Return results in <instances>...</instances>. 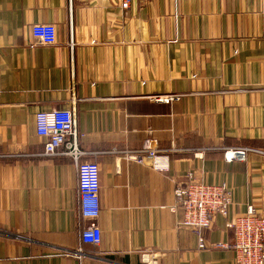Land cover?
Masks as SVG:
<instances>
[{"label":"crops","instance_id":"1","mask_svg":"<svg viewBox=\"0 0 264 264\" xmlns=\"http://www.w3.org/2000/svg\"><path fill=\"white\" fill-rule=\"evenodd\" d=\"M39 23L53 43H33ZM81 26L93 42L70 46ZM61 108L98 165L97 245L80 242L72 157L36 133ZM145 142L171 150L166 171L128 158ZM241 146L264 152V0H0V264H236L171 207L188 172L226 184L228 214L201 233L232 243L235 217L264 214V153L223 157Z\"/></svg>","mask_w":264,"mask_h":264},{"label":"built area","instance_id":"2","mask_svg":"<svg viewBox=\"0 0 264 264\" xmlns=\"http://www.w3.org/2000/svg\"><path fill=\"white\" fill-rule=\"evenodd\" d=\"M131 0H121V6L127 8ZM34 44L53 43L56 40L55 27L52 24L32 26ZM93 42L92 27L70 28L69 44ZM177 95L156 96L157 100L169 101ZM35 128L38 136L44 138V156L63 154L71 156L77 172V215L80 224V242L97 245L100 230L94 221L99 213V170L93 161L81 160L84 152L78 148V133L75 129V114L72 109H54L35 114ZM63 148V149H61ZM61 149V151H60ZM168 149L153 148L145 142L139 149L128 151L129 159L137 163H149L159 171H166L169 166ZM249 152L263 151L250 147L223 148L225 160H245ZM175 205L172 211H181L180 226L190 228L198 237V248L222 247L234 252L236 264H264V214L256 212L254 207L235 217L230 227L233 242L206 245L201 230L209 228L216 215L226 216L231 204V194L224 183L207 184L198 181L191 172L184 182L175 185ZM90 220L89 222H87ZM80 251V250H79ZM78 251V253H79Z\"/></svg>","mask_w":264,"mask_h":264}]
</instances>
